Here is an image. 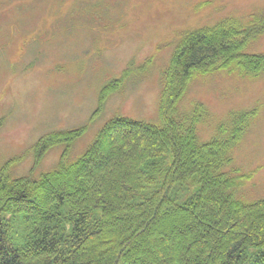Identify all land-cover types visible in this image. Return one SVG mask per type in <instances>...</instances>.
Returning a JSON list of instances; mask_svg holds the SVG:
<instances>
[{
  "label": "trees",
  "instance_id": "16d2710c",
  "mask_svg": "<svg viewBox=\"0 0 264 264\" xmlns=\"http://www.w3.org/2000/svg\"><path fill=\"white\" fill-rule=\"evenodd\" d=\"M263 33L261 16L248 27L227 19L185 33L163 75L159 124L114 118L74 162L69 150L82 129L45 135L34 146L37 163L49 149H65L36 179L33 171L13 178L6 163L0 264H264V200L237 199L249 176L231 166L256 111L229 114V126L201 143L205 107L192 116L177 110L196 72L264 74V54L247 52Z\"/></svg>",
  "mask_w": 264,
  "mask_h": 264
},
{
  "label": "rangeland",
  "instance_id": "374dc122",
  "mask_svg": "<svg viewBox=\"0 0 264 264\" xmlns=\"http://www.w3.org/2000/svg\"><path fill=\"white\" fill-rule=\"evenodd\" d=\"M255 16L264 17V0H0V169L13 162V178L35 179L53 170L65 145L38 163L34 150L52 133L83 130L74 162L114 118L159 124L163 75L185 33L227 19L248 27ZM247 52L264 54V33ZM198 104L208 114L197 124L201 143L229 126V114L256 111L231 166L249 176L237 199L264 200V74L196 72L177 110L192 116Z\"/></svg>",
  "mask_w": 264,
  "mask_h": 264
}]
</instances>
